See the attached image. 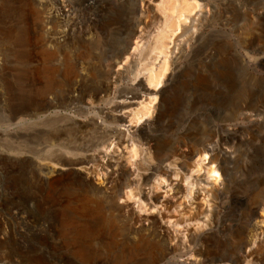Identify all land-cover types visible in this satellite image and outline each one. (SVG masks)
Instances as JSON below:
<instances>
[{
    "label": "bare ground",
    "instance_id": "obj_1",
    "mask_svg": "<svg viewBox=\"0 0 264 264\" xmlns=\"http://www.w3.org/2000/svg\"><path fill=\"white\" fill-rule=\"evenodd\" d=\"M201 2L74 0L47 8L43 61L32 71L31 97L14 113L19 123L9 120L6 131L21 124L39 129L43 146L33 156H21L30 158L36 178L46 185L39 207H61L63 246L81 264L100 259L91 241L104 238L106 253L114 249L121 231L117 219L136 239L113 257V264H155L177 257L183 264L212 262L210 252L193 245L201 240L207 247L221 216L239 200L232 185L239 179L231 166L239 142L236 127L213 128L193 148L185 126L172 125L183 63L212 19L209 6ZM125 8L129 13L108 25L113 34H108L106 51L92 57L97 38L90 23L104 11ZM76 42L80 51L71 57ZM96 75L102 87L87 91L84 83ZM257 118L249 111L242 114L246 121ZM257 181L263 193L250 230L256 248L248 240L244 249H250L242 259L264 252V173ZM31 262L46 264L40 258Z\"/></svg>",
    "mask_w": 264,
    "mask_h": 264
},
{
    "label": "rangeland",
    "instance_id": "obj_2",
    "mask_svg": "<svg viewBox=\"0 0 264 264\" xmlns=\"http://www.w3.org/2000/svg\"><path fill=\"white\" fill-rule=\"evenodd\" d=\"M62 1L74 0H0V132L3 131L0 137V264H32L34 258L46 264H81L74 252L63 246L61 207L55 210L39 207L47 193L46 185L36 178L30 158L21 156H33L31 152L34 154L43 146L39 129L21 124L6 131L14 113L31 97L32 71L43 61L41 50L47 33V11L52 4ZM90 1L131 5L141 0ZM197 1L209 6L212 19L183 63L176 95L178 104L174 110L176 119L172 120V125L178 129L185 126L191 135L190 141H186L193 148L213 128L236 127L234 138L239 142L231 166L239 179V183L232 184L239 200L221 216L212 242L205 247L198 240L193 248L212 254V262L208 264H264V252H258L251 259L241 258L242 252L250 249H244L246 242L250 240L247 245L254 243V233L250 230L263 193L257 180L264 173V0ZM124 13L128 14L129 9L107 10L99 20L90 23V28H96L90 30L97 38L96 46L90 48L92 57L98 58L106 51L107 37L113 34L108 25L117 23ZM77 44L70 46V55L79 53ZM55 65L59 66L58 62ZM102 84L103 79L96 75L87 79L84 86L87 91H96ZM245 111L258 116L257 121L243 120ZM200 117L206 121L201 122L197 119ZM18 120L14 119L13 123H19ZM176 138L173 135L171 139L176 141ZM156 208L160 209V204ZM104 214L108 215L106 209ZM123 224L121 219L115 221L121 231L113 240L112 253L104 250L107 242L104 238L89 243L101 255L93 264H113V257L135 242L136 237L127 235ZM255 248L256 245L252 249ZM182 261L177 257L155 264H183Z\"/></svg>",
    "mask_w": 264,
    "mask_h": 264
}]
</instances>
